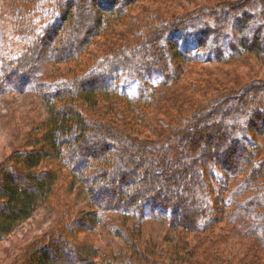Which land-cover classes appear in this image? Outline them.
Segmentation results:
<instances>
[{"label":"trees","instance_id":"1","mask_svg":"<svg viewBox=\"0 0 264 264\" xmlns=\"http://www.w3.org/2000/svg\"><path fill=\"white\" fill-rule=\"evenodd\" d=\"M139 1L92 0L96 9L87 0H21L17 6L16 31L24 49L2 64L0 95L10 89L34 91L48 104L50 117L36 138L40 147L18 153V169L0 171V240L51 197L63 167L40 172L44 155L62 158L66 154V166L74 170L72 181L87 184L96 206L85 214L86 223L96 228L102 213L118 214L121 224L115 233L127 242V248L120 254L101 253L102 263L96 261L100 251L92 244H77L73 252L60 253L61 245L51 242L26 264H55L57 257L71 264H233L237 258L223 248L229 236L239 242L243 238L253 241L251 264H264V143L258 139L264 137L262 86L252 84L247 91L255 88L258 92L251 95L243 90L199 100L187 112L175 115L165 134L154 131L159 142L140 139L146 127L144 115L140 124L127 122L121 128L107 118H88L76 105L79 102L91 110L108 103V118H115V97L128 102V110L141 109V102L147 103L151 96V84L178 82L181 62L207 59L222 40L231 56L243 51L264 55V8L253 15L243 8L230 12L214 9L212 16L194 13L187 19L152 24L147 38L140 34L139 42L131 47L116 48L111 42L108 53L97 52V39L103 38L101 46L106 44L105 37L114 35L109 31L115 23L126 27V36L131 33L133 19L127 6ZM225 6L230 8V4ZM211 17L214 25L204 20ZM227 26L230 31L222 32ZM169 40L171 51L164 53L160 44L170 46ZM218 49L214 58L222 60V48ZM173 61L176 69L171 68ZM48 63L66 64L67 75L45 77ZM172 74L177 75L175 79ZM254 102L258 106H248ZM214 134L217 141L210 147L208 140ZM170 137L174 149L166 144ZM89 138L96 143L89 144ZM239 150L246 155L240 164L235 155ZM180 172L186 174L185 179L190 172L189 179L177 188L171 180L178 179ZM224 174L227 179H218ZM206 176L223 185L221 195L215 197L214 185L204 180ZM234 180L238 183L233 186L234 207L222 208L219 205H226L225 194ZM116 184L122 192L116 191ZM184 190L186 193H178ZM189 192L192 196L186 204ZM150 218H165L178 232L177 241L166 247L146 243L140 230ZM217 223H222L219 228ZM237 262L245 264V258Z\"/></svg>","mask_w":264,"mask_h":264},{"label":"rangeland","instance_id":"2","mask_svg":"<svg viewBox=\"0 0 264 264\" xmlns=\"http://www.w3.org/2000/svg\"><path fill=\"white\" fill-rule=\"evenodd\" d=\"M20 1L0 0V68L4 61L19 55L24 49V45L19 41L16 31V19L20 16L16 8ZM87 2L91 8L96 9L92 4V0H87ZM227 4H230V8L225 6ZM241 8H243V11L253 15L254 12L263 11L264 0H140L134 6H127V9H130V13H132L133 19L131 25L134 26V29L131 30V33L126 36L125 33L128 32L126 27L122 26V23H115L113 30L109 31L114 32V35L108 34V32L107 34L110 37H105L106 44L103 46H101L103 38H98V47L94 48L101 54H106L112 49L111 42H115L116 48H129L139 42L140 34L144 39L147 38V31H150L149 27L152 24L158 23L162 25L163 23L177 21L181 17L187 19L194 13L212 16L214 9L230 12L231 10L229 9L240 10ZM25 11L27 10L25 9ZM74 12L76 13L77 10ZM230 14L232 13L227 15L229 16ZM243 16L244 13L239 15L240 18ZM71 20L74 23V19ZM204 20L209 25L215 24V19L212 17ZM221 30L222 32L230 31L228 26ZM101 40L102 42L99 43ZM219 42L221 44H216L209 51L212 55L207 59L181 62L182 74L178 82L158 86L151 84L149 88L151 96L147 99V103L143 104L141 102L142 106L139 105L141 109H136L134 106V109L128 110V102L124 103L122 98L115 97L113 100V108H115L114 111L116 112L115 118H108L105 117L108 111V103L102 102L100 107L91 110L79 102L75 103L88 115V118L96 120L107 118L112 124L119 125L121 128H124L127 122L131 124L134 121L140 124L141 120L145 118L146 127L142 130L140 139L149 138V140L159 142L157 140L161 138L156 136L154 131H161L165 134L167 126H169V122L173 117L187 112L199 100L215 95L225 97L227 93L235 94L243 90L246 91L247 95H251L252 92H258L255 88L247 91L252 84L262 86L260 89H264V55L243 51L238 56H231L229 50H224L223 45L226 42H223V40ZM171 43L169 40L168 45L170 46L160 44L164 53L167 50L170 53ZM148 47L150 49L151 46L148 45ZM217 48H219L218 50L222 48L221 53L224 55L222 60L215 59V53L219 52L216 50ZM67 68L69 67L66 64L48 63L45 66L44 75L47 78L66 76ZM171 68L176 69L175 64ZM176 76V74H172L174 79ZM262 94L264 95V92ZM260 101L264 105V99ZM248 106L254 107L258 105L254 102L249 103ZM142 115L145 117L143 116L144 118H142ZM49 117L50 109L48 104L34 91L19 92L10 89L0 95V171H4L6 167H12V170L14 168L18 169L19 165L16 163L18 153H24L40 147L36 144V138ZM163 139L165 138L163 137ZM258 139L260 140L259 142L264 143V137H258ZM166 140L168 142L166 144L174 149L175 144L170 141L171 137L170 139L166 138ZM96 141L93 138L88 140L89 144H94ZM216 141V134H214V136L209 138V144L206 141L202 145L207 147L208 144L212 147ZM250 148L252 149L253 147L250 146ZM172 155H174V152H172ZM235 155L239 156V164L242 161L244 163L246 157L244 151L239 150ZM46 156L47 154L44 155L45 161L39 171L45 173L53 169L58 170V166H62V174L49 200L40 204L28 220L19 224L11 234L0 240V264H26L32 254L44 249L51 242L61 245L60 253H63L64 250L73 252L77 244H92L100 251V256L96 258V261L100 260L102 263H105V260L101 253L111 250L116 254H120L127 248V242L115 233V227L121 224L119 215L104 212L101 214L102 220L96 228H90L89 224L86 223L89 218H86L85 214L93 209L96 210V206L93 204L87 184L81 180L72 181L74 170L66 166V154L62 158H56L53 153ZM75 159L77 160V157ZM201 164V161H199L198 167H201ZM210 164L214 166V162ZM189 173L187 172V178ZM185 176V173L180 172V177L178 179L176 177V180H171V182L178 188L189 179H185ZM225 177L226 175L218 179H227ZM204 180L214 185L213 194H216H214L215 197L219 196V194L221 195L220 188L223 185L218 180L210 179L208 176ZM118 184H116L117 192L122 190ZM236 184L238 183L235 180L230 183L229 190L225 194L226 205L220 204V207L223 208L225 206L229 210L233 209L234 205L232 202L234 200L232 193L233 186ZM161 192L165 194L164 189ZM178 193H186V191H178ZM187 194L189 199L186 204L190 203L192 196L190 192ZM248 195L249 192L243 197ZM108 197L111 196L109 195ZM242 198L239 200H243ZM156 211L158 213L159 210L157 209ZM130 221L131 223L134 222L133 219ZM82 222L85 225H82ZM221 224L217 223L218 228ZM140 231L142 232V239L146 243H156L163 247H166L171 242H176L178 239V232L168 225L165 218L145 220ZM202 235L198 234V237L202 238ZM63 241L66 242V245L60 244ZM241 241L243 242H239L229 236L223 248H226L229 254L237 258L233 264H237V261L242 258H245V264L248 262L251 264L254 262V258L252 257L253 252L249 249L253 241L245 238ZM261 258L264 262V256H261ZM55 260V264H71V261L60 257Z\"/></svg>","mask_w":264,"mask_h":264}]
</instances>
